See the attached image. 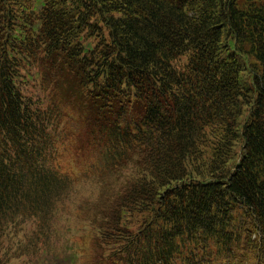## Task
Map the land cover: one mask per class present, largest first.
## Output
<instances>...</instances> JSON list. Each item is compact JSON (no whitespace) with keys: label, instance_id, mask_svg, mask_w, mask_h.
Instances as JSON below:
<instances>
[{"label":"trees","instance_id":"1","mask_svg":"<svg viewBox=\"0 0 264 264\" xmlns=\"http://www.w3.org/2000/svg\"><path fill=\"white\" fill-rule=\"evenodd\" d=\"M67 92L80 174L61 169ZM88 247L264 264V0H0V264Z\"/></svg>","mask_w":264,"mask_h":264},{"label":"rangeland","instance_id":"2","mask_svg":"<svg viewBox=\"0 0 264 264\" xmlns=\"http://www.w3.org/2000/svg\"><path fill=\"white\" fill-rule=\"evenodd\" d=\"M70 93H65V98H59V103L64 113V128L63 137L65 138L64 143H59L58 145L61 149L60 159L62 163L61 168L64 172H72L77 168L78 173L88 166V163L94 159V153L92 149L87 145V131L89 130V121L85 117L86 113L81 107V100L76 96H69ZM79 100H78V99ZM144 106L142 105L141 108ZM142 110V109H141ZM139 112V115H142ZM62 138V137H61ZM61 167V166H60ZM87 183L82 186V188L87 187ZM76 243L80 245L82 240L79 235L76 237ZM88 242H86L87 244ZM91 250L88 247L85 251V255L78 256L79 260L77 264H90L89 260Z\"/></svg>","mask_w":264,"mask_h":264}]
</instances>
